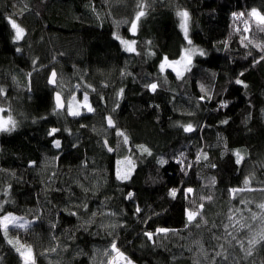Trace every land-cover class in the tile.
<instances>
[{
  "label": "clouds",
  "instance_id": "clouds-1",
  "mask_svg": "<svg viewBox=\"0 0 264 264\" xmlns=\"http://www.w3.org/2000/svg\"><path fill=\"white\" fill-rule=\"evenodd\" d=\"M102 2L107 4V0ZM135 3L136 0H127L129 16L135 11ZM149 3L151 8L146 17L153 12L162 14L161 9H164L170 15L171 21L162 20L155 25V30L149 27L147 32L143 31V21L140 35L136 37L137 53L130 54L120 48L115 53L113 66L107 73L97 69L98 77L89 76L87 68L79 69L75 66L71 75H68L62 69H56L60 78L58 85L53 88L48 85L46 72L40 71L37 75L38 83L27 97L30 103H22L25 99L24 88L16 87L12 79L11 84L0 82V87L7 92L9 87L16 89L15 96L0 97V102L5 107H11L12 114L18 121L14 130L0 133V138H11L32 128H42L40 140L48 143L38 145L37 150H42V155L63 154L64 159L71 165L63 175L73 176L72 183L80 189L79 194L73 193L70 185L64 189L67 193L65 203H53L49 198L50 192L47 191L44 193L47 206L37 203L35 207L23 209L24 215L40 216L36 227L44 225L47 233L61 225L58 214L64 208H74L79 213L75 217L76 224L71 229H63L66 239L72 241V245L67 244V252L60 251L61 257L70 253L63 260V264H110L108 257L113 242L117 243L132 264H148V260L143 257L152 256L161 246L154 247L143 236L145 228L137 226L145 224L144 217L135 209L138 206L145 217L152 214V218L157 220L174 210V201L168 197L169 185H174L177 181H190L192 178V174H187V168L183 171L179 167L174 169V176L171 173L166 174L167 169L175 163V155L183 152L186 160L195 163L194 158L190 157L198 149L209 151L211 147L218 149L219 153L224 151L223 142L230 144L226 135L227 129L217 128L216 118L229 122L233 120L225 110L239 101V97L232 94L235 80L241 75L245 76L250 69L258 72L264 69V64L252 65V58L258 50L251 45L242 47L240 34L233 32L232 24H229L227 36L216 39L211 27L206 28L199 17L192 16L189 44L185 41L175 15L177 8L187 9L191 13L189 0H149ZM251 7L264 10V0H253L243 11ZM214 13L216 8L208 10L209 16ZM101 15L105 17L104 12ZM229 33H232L230 38ZM253 34L256 38L264 39V31L257 32L255 26ZM225 39H228L230 45L227 50L223 46ZM182 49L193 50L191 63L182 65L180 70L165 68L161 71L162 59L168 57L170 60H177ZM198 49H202L203 54ZM249 58L251 63L246 65ZM20 80L23 81L21 78ZM247 83L248 88L241 93L245 98L246 109L240 110L243 114L240 124L244 126L246 133L255 135L264 128V87ZM129 84L132 85L131 88ZM260 84L264 85V75L261 76ZM56 91L61 92L66 104L73 93L80 100L87 94L93 111L89 112L82 107L79 115H71L67 107L57 110L51 99ZM257 96L259 124L250 127L249 124L254 119L253 110L256 109ZM221 101H225L226 106L219 107ZM109 118L113 121L111 126L108 124ZM210 119H216V123H207ZM186 126H191L192 131L186 132ZM51 127L58 131L56 138L61 141L59 150L53 147L51 138L47 135ZM206 128L212 129L214 138L211 134L199 135ZM218 135L221 141L219 143ZM24 138L28 139L27 136ZM169 138L178 139L180 143L172 146ZM85 145L89 151L84 153L81 160V151ZM138 145H143L147 151L140 150ZM2 150L3 145H0V151ZM12 155L20 158V154ZM212 159L215 160V156ZM119 160H131L134 164V167L132 164L127 165L132 169L127 181L117 178L116 167ZM210 165L211 161L207 164L202 161L195 167L198 179L216 176L205 174L206 170L213 169ZM8 169L17 173L14 168L0 166V195L4 194L6 185L27 182L29 169H21L20 174L15 177ZM30 170L38 173L35 169ZM61 174L57 170V175ZM79 176H84L85 182H81L77 178ZM49 189L55 191L53 185ZM199 191L198 187L197 192ZM8 192L5 199L9 205L15 206L16 198L12 189H8ZM129 193L132 195L129 196ZM153 196L154 199L151 198ZM97 200L98 205L90 210V202ZM40 209H43V214ZM156 213L159 215L156 216ZM90 218L93 222L86 223ZM53 224L55 228L51 227ZM67 232L71 233L70 237ZM79 232L89 238L83 244L77 242L79 238L76 234ZM129 233L133 236L132 240L126 238ZM136 238H139L138 244L134 243ZM77 250H80V254L74 255ZM133 253L140 259H135Z\"/></svg>",
  "mask_w": 264,
  "mask_h": 264
},
{
  "label": "trees",
  "instance_id": "trees-1",
  "mask_svg": "<svg viewBox=\"0 0 264 264\" xmlns=\"http://www.w3.org/2000/svg\"><path fill=\"white\" fill-rule=\"evenodd\" d=\"M252 3L253 0H189L188 6L194 18L199 17L201 23L206 28H212L214 38L223 39L228 34L229 24H232L231 12L237 10L243 11L246 5L250 6ZM86 4H90L100 12L108 10V5L103 3L102 0H0V82L11 84V76L8 75L10 72L16 73L19 78L24 80L21 70L31 71L32 56L39 57V62L46 65L48 71L55 67V69H62L66 74L71 75L74 71L73 65H75L79 69L87 68L89 76L96 75L98 77L97 69L107 73L113 66V57L116 52L120 51V46L111 35L113 31L111 18L105 15L102 26L97 22H93L95 21V17L91 9L85 7ZM211 8H216V13L209 16L208 10ZM114 11L116 18H119L121 15H129V9L124 7L115 8ZM161 13L157 14L153 12L151 16L143 19L145 22L144 32H147L149 27L155 30V25L162 20L171 21V17L166 10L161 9ZM8 16L15 19L26 30L24 39L18 45H14L11 40V36L14 33L11 25L8 23ZM210 21L211 24L209 23ZM127 27V25H121L120 27V32L125 36L130 35L127 32ZM139 35L140 30L137 33V36ZM16 46L22 47L23 53H17L15 50ZM233 46H235V43ZM122 55L124 54L122 53ZM53 57H55V60L52 59ZM50 61L51 64L49 63ZM250 63L251 58L246 62V65ZM262 75H264V69H260L259 72L256 69H250L244 78L253 85L264 87V85L260 84ZM37 83L36 76L35 86ZM129 87L131 88L132 85L129 84ZM242 91L243 88L234 86L232 94L238 96L239 101L225 110L227 115L233 117V120L229 122V125H217V128L227 129L226 135L229 138L230 147L247 149L245 163L242 166H236L233 160L229 159V154L224 160L217 159L218 169H209L205 173L217 176L215 203L208 205L206 213L208 219L216 225L213 228L210 223L207 227L211 229V233L216 235L223 233L224 229L221 225L227 223L226 215L230 207L232 209L244 208V205L240 204L239 197L232 200L231 205H229V197L225 190L228 187L240 186L243 176L249 171H255L256 173V179L252 181L253 187H260L258 181H264V167L261 166V161H264V128H261L255 135L248 134L243 130L244 126L240 124L243 114L240 110L246 109V103L245 98L241 95ZM16 94V89L9 87L7 95L12 97ZM28 95L24 89L25 99L22 103H30L27 100ZM258 109L259 97L257 96L256 109L253 110L254 119L250 122V127L254 124H259ZM216 119H210L207 123L214 124L216 123ZM42 133V128H32L26 130L23 134H17L11 138H0V145H3V150L0 151V166L14 168L19 175L21 169H29L27 164L29 159L42 160V150L38 151L37 147L38 145L48 143V141L40 140ZM209 134L214 138V133H212V129L210 128H206L203 133H199V135L205 136ZM25 136L28 139H25ZM169 141L172 146L180 143L178 139L171 140L169 138ZM88 151L89 149L85 145L81 151V160L84 158V153ZM209 152L215 158L219 156L218 149L209 147ZM13 153L20 154V158L17 159L16 156L12 155ZM194 154H192L190 159L194 158ZM47 155L51 156L50 153ZM58 157L61 158L52 162L49 171L36 173L29 169L26 183H13L12 192L16 198V205H7V210L13 211L18 215H24L23 209L26 207H35L37 203H44L47 206L42 189L49 184L55 188V191L48 189L50 192L49 198L53 203L57 201L61 203L66 202L65 197L67 193L64 189H67L69 185L73 193H80L79 187L72 183L73 176L63 175V173L68 172V168L71 165L64 159L63 154L58 155ZM176 168L178 166L173 162L172 167L167 169L166 174L171 173L174 176V169ZM57 170L62 174L57 175ZM190 171L192 178L189 183L194 188H198L202 181L197 178L195 167L190 169ZM49 176H53V179L49 180ZM77 178L81 182H85L84 176ZM42 179L43 183L41 182ZM169 186L173 185L170 184ZM241 195H251L256 200L264 199V193L260 192ZM151 198L154 199V196ZM98 203V200L90 202V210L94 209ZM182 203L181 200L174 201L172 205L174 210L165 214L162 219L157 220L153 218L151 224L138 225L137 227L149 228L152 226L154 228L155 224H160L161 226L183 229ZM248 207L256 210L255 204H251ZM41 214H43V209H41ZM243 214L245 216L248 215L246 211ZM58 216L62 223L58 228L52 230V234L59 237L63 243L72 245V241L66 239L63 229H71L76 224V218L62 211ZM29 219H31V216H29ZM38 224L34 225L33 233H20L23 240H27L35 245L37 264H48L49 259L54 262L61 260L63 264V260L70 253H65L63 257H61L60 252L50 253L47 259L40 255L41 249L48 246L49 236L47 228L44 225L36 227ZM191 231L195 234L198 230L192 227ZM76 235L79 238L77 242L81 244L86 239H89L82 232ZM188 235V230H183L181 235L171 236L161 241L164 246L157 248L152 256H144L143 259L148 260V264H192L193 254L183 247L188 242L185 239ZM126 238L132 240L133 236L129 233ZM134 243L138 244L139 238H136ZM214 243L215 241L210 238L209 231H204L205 246L207 247ZM173 255L177 257L175 262L172 261ZM133 257L138 260L140 259L136 253H133ZM0 264H20L18 255L3 241L2 236H0ZM246 264H251V262H246ZM256 264H260V257L256 258Z\"/></svg>",
  "mask_w": 264,
  "mask_h": 264
},
{
  "label": "snow or ice",
  "instance_id": "snow-or-ice-1",
  "mask_svg": "<svg viewBox=\"0 0 264 264\" xmlns=\"http://www.w3.org/2000/svg\"><path fill=\"white\" fill-rule=\"evenodd\" d=\"M108 10L104 12L112 20L113 31L111 33L112 38L119 43L122 50L127 53L134 54L137 53L136 39L137 33L140 30L143 19L148 15L151 5L149 0H136L133 5L135 11L130 16L121 15L116 18L115 8L124 7L127 8V0H107ZM85 7L91 9L93 16L98 24L102 26L104 22V17L101 15L100 11H97L95 7L90 4H86ZM175 15L179 20V28L184 34L185 41L191 43L189 38V31L191 28L192 14L183 8H177ZM8 23L11 25L13 30V35L11 40L14 45H18L25 37L26 30L21 24L17 23L15 19L11 16L7 17ZM121 25H127V32L129 36L121 34ZM253 26L257 32L264 31V10L257 7L248 8L246 11H234L232 13V30L235 33L240 34V44L242 47H249L251 45L258 51L256 55L252 58V65L256 66L259 64H264V39H259L254 37ZM232 33H229V38ZM223 46L227 50L230 45L228 39L223 41ZM17 53H23V49L20 46L15 48ZM192 49H182L180 58L177 60H170L168 57H164L161 61L160 68L163 71L165 68H171L173 70H180L181 66H187L192 60ZM201 54H203L202 49H198ZM55 60V57L52 58ZM31 71H24V80L21 81L16 73H8L11 76L13 84L16 87H23L28 94H30L35 89V77L40 71H45L47 74L48 85L55 88L59 83L60 73L57 72L55 67L50 71L47 70V66L39 62V57H31ZM75 69V65L73 66ZM245 76H240L235 80V85L243 89L248 88L247 80ZM154 87V86H152ZM123 92V90H121ZM7 95V90L0 87V97ZM51 99L55 103V108L57 110L64 109L67 107L69 114L79 115L81 108L87 109V111L92 112L93 107L88 102L87 94L84 95L82 100L77 98V95L73 93L71 99L65 103V99L61 92L56 91L52 95ZM204 101V98L201 97ZM206 102V101H204ZM226 106L225 101H221L219 107ZM6 113V114H5ZM247 120V117L245 118ZM113 121L111 118L108 119V124L111 126ZM229 123L226 119H217V125L223 126ZM18 126V121L16 117L12 114L11 107H5L2 102H0V133L9 132L14 130ZM186 132H191V126L185 127ZM47 135L51 138V143L53 147L57 150L61 147V141L56 138L58 131L55 127H51L47 131ZM218 143L220 137H217ZM125 142H127V137H125ZM224 151L219 153V156L213 160L212 154L209 151H205L203 148L198 149L194 154L195 163L184 158V153H178L175 155L176 165L183 171L187 168L188 175H191L190 169L197 167L203 163L207 164L211 161V168L218 169V160H224L226 156L233 160L236 166H242L245 163V155L247 154V149H241L238 147H230L227 141H224ZM138 148L142 151H147L143 145H138ZM110 150V149H109ZM227 152V155L225 153ZM58 156H48L43 155L42 160H32L27 161L29 169H35L38 173L41 171H49L52 162L60 159ZM128 164H132L131 160H119L117 161L116 175L117 178L123 181H127L131 175V168ZM261 166L264 167V161H261ZM134 167V164H132ZM239 170V168H237ZM13 177L17 173L13 172L11 169L7 170ZM49 180L53 179V176L48 177ZM256 179L255 171H249L243 176L242 184L240 186L228 187L225 191L229 197V205H231L232 200L239 197L240 204L244 205V208L230 207L228 214L226 215L227 223H223L221 226L224 231L221 235H216L211 233V229L207 226L211 223L212 227L215 228V223L211 222L207 216V208L209 204L215 203V190L217 186L216 176H209L207 178L200 177L199 193L197 188L190 185L189 181H177L168 190V197L170 200L177 201L181 200L182 203V224L183 229H176L172 227L161 226L160 224H155L154 228L150 226L145 228L143 231V236L148 242H150L154 247L164 246L161 241L168 239L171 236H179L183 230H188L189 235L185 237L188 241L183 247H185L190 253H192V264H246V262H251V264H256V258L260 257V264H264V199L256 200L254 196L251 195H241V194H252L255 192L264 193V181H258L260 187H253L252 181ZM43 183V179L41 181ZM47 185L42 191L46 193L49 189ZM8 189H13V185H6L4 189V194L0 195V236H2L3 241L10 246L12 250L18 255L20 264H37V255L35 245L27 240L21 238L20 233L31 234L34 232V225L38 224L40 221V216L35 214L31 215L29 219L28 215H18L13 211L7 210L8 200L5 199L9 195ZM132 193H129L131 196ZM207 202V203H206ZM251 204H255V209L248 207ZM141 217H144L143 222L145 224H151L153 221L152 214L145 217L144 212L137 206L135 209ZM247 212L248 215L245 216L243 213ZM41 212V209H40ZM62 212L67 213L69 216L77 217L79 213L73 208H64ZM156 216L159 214L156 213ZM93 220L90 218L86 223H92ZM51 227L55 228L53 224ZM195 227L198 231L194 234L191 229ZM204 231H209L211 240L215 241L214 244H210L207 247L204 244ZM69 237L70 232L66 233ZM39 235V234H38ZM49 243L47 247H43L40 251V255L48 258L50 253H57L61 250L67 252L68 245L63 243L58 237L48 233ZM211 249V251H210ZM80 250H77L74 255H79ZM110 264H132V261L126 256V254L118 247L116 242L111 244V253L109 254ZM177 257L172 256V261L175 262ZM48 264H62L61 260L52 261L48 260Z\"/></svg>",
  "mask_w": 264,
  "mask_h": 264
}]
</instances>
